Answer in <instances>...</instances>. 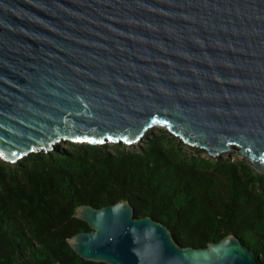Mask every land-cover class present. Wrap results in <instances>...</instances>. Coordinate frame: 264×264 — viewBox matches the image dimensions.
<instances>
[{"label": "water", "instance_id": "95a60500", "mask_svg": "<svg viewBox=\"0 0 264 264\" xmlns=\"http://www.w3.org/2000/svg\"><path fill=\"white\" fill-rule=\"evenodd\" d=\"M151 127L264 173V0H0L3 161L60 141L137 145ZM76 216L88 261L259 264L234 234L181 246L129 200Z\"/></svg>", "mask_w": 264, "mask_h": 264}, {"label": "trees", "instance_id": "16d2710c", "mask_svg": "<svg viewBox=\"0 0 264 264\" xmlns=\"http://www.w3.org/2000/svg\"><path fill=\"white\" fill-rule=\"evenodd\" d=\"M70 145L0 160V264H107L71 247L74 235L90 230L76 209L121 200L136 218L167 225L181 246L234 234L264 264V173L246 159L212 158L163 127L134 149Z\"/></svg>", "mask_w": 264, "mask_h": 264}, {"label": "rangeland", "instance_id": "374dc122", "mask_svg": "<svg viewBox=\"0 0 264 264\" xmlns=\"http://www.w3.org/2000/svg\"><path fill=\"white\" fill-rule=\"evenodd\" d=\"M160 127H151L150 129H149V131L150 130H152L153 132H157L158 131V129H159ZM70 143H73V142H70V141H60V142H58L56 145L57 146H61V147H69V148H72L71 147V145H70ZM75 144H81V142H76ZM108 144H110V145H118L119 143H108ZM140 144V143H139ZM138 145V144H137ZM127 146V148L128 149H134L135 148V146H136V144L135 145H126ZM188 147V146H187ZM188 148H190V147H188ZM202 154V153H201ZM207 154V153H206ZM208 155V154H207ZM202 156H205V154H202ZM224 157H231L232 159H237V158H239V159H242L241 157H240V155L238 154V153H236V151H233V152H231V153H228V154H224V155H221L219 158H224ZM0 160L2 161L3 159L2 158H0ZM7 163V162H6Z\"/></svg>", "mask_w": 264, "mask_h": 264}, {"label": "snow or ice", "instance_id": "6c2138e0", "mask_svg": "<svg viewBox=\"0 0 264 264\" xmlns=\"http://www.w3.org/2000/svg\"><path fill=\"white\" fill-rule=\"evenodd\" d=\"M101 143L103 142V141H100Z\"/></svg>", "mask_w": 264, "mask_h": 264}]
</instances>
